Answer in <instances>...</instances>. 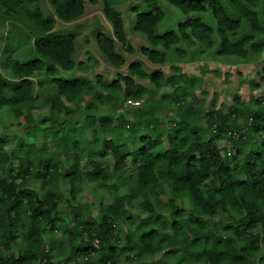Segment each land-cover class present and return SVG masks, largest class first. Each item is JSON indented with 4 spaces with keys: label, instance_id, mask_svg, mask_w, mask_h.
Listing matches in <instances>:
<instances>
[{
    "label": "trees",
    "instance_id": "trees-1",
    "mask_svg": "<svg viewBox=\"0 0 264 264\" xmlns=\"http://www.w3.org/2000/svg\"><path fill=\"white\" fill-rule=\"evenodd\" d=\"M87 1L94 4L99 0ZM166 1L185 17L175 29L162 33L156 31L165 15L158 0H142L146 8L142 12L132 7L136 10L133 30L144 33L151 46H142L140 51L151 63L160 65L166 61V54L157 50V46L167 50L180 40L211 49L214 32L218 39L216 56L246 59L250 54H261L264 61L263 41H255L252 34L237 38L241 19L248 22L251 31L264 35V24L254 10L257 0H229L238 11L239 17L235 18L228 15L221 0ZM49 3L57 17L67 22L78 19L85 11V0H49ZM18 10L47 33L33 42L39 55L63 70L77 66L73 59L75 35L49 33L55 21L43 16L40 0H0L2 14L11 17ZM102 12L111 26L112 37L98 31L96 45L109 64L122 66L125 58L117 52L116 42L125 52H132L123 18L110 0H102ZM202 14L212 16L215 29L200 17ZM5 65L4 71L14 82H7L0 71V108L15 107V114H22L23 131L32 136L40 129L31 125L33 118L29 111L18 106L35 100L31 77L43 69V61L36 58L20 62L8 58ZM56 67L49 69L56 91L46 99L52 124L57 126L52 131L54 149L47 152L28 144L8 151L4 135H0V250H10V243L20 227L25 231L21 254L0 253V264H35L36 261L52 264L42 240L45 230H60L67 237L74 264H117L125 253L131 255L129 258L134 264H145L144 255L158 251H165V256L175 259L176 264H264V251L261 252L264 242V97L258 96L245 104L240 96L234 95L227 113L221 106H214L213 99L210 104L213 108L202 112L199 105L183 99V95L190 93L188 88L193 90L194 84L200 86L198 79L189 78L185 73L165 78L162 71L147 72L141 63L134 61L128 66L129 75H117L110 83L99 76L96 78L97 84L108 91L91 98L82 107L83 127L90 131L87 139L83 130L79 129L76 134L77 129L67 117L79 106L74 101L82 93L92 91L93 85L86 78L56 77ZM261 72L264 73V66ZM132 75L149 79L156 88L162 83L172 87L169 95H162L155 102L156 105H175L177 119L172 126L163 128L158 117L150 116L149 107L135 111L136 115H143L141 125L125 117L123 111L108 116L95 113V104L107 103L116 111L127 99L142 98L145 88L136 84ZM259 80L249 83L250 90H257L260 82L264 84V74H259ZM191 96L194 98L192 92ZM199 115L205 119L206 130L211 132L209 136L203 135L195 122ZM123 128L128 135L122 134ZM142 128L149 133L141 135ZM224 139L228 146L222 143ZM60 155L64 161L59 160ZM106 155L111 156L110 166L101 162L100 158ZM11 158L17 160L16 168L8 166ZM128 158L132 159L134 171L120 178L121 185H128L127 194L116 196L110 204L100 205L97 217H85L79 205L69 206L70 220L56 216L60 200L57 177L63 171H66L63 178L68 181L69 194L74 198L82 177L90 182L108 180L114 172L124 171ZM82 161L86 163V170L82 169ZM33 169L44 171L39 175L40 193L25 183V175ZM165 185L173 195L168 201L170 220L151 203V198L158 197ZM136 198L141 199L148 213L127 233L125 245L113 246L110 240L114 223L127 214L126 201ZM176 198L188 200L190 210L186 215L175 203ZM220 213L231 221L221 228V221L212 224L208 221ZM50 246L56 245L51 241ZM162 260L155 264H161Z\"/></svg>",
    "mask_w": 264,
    "mask_h": 264
},
{
    "label": "rangeland",
    "instance_id": "rangeland-1",
    "mask_svg": "<svg viewBox=\"0 0 264 264\" xmlns=\"http://www.w3.org/2000/svg\"><path fill=\"white\" fill-rule=\"evenodd\" d=\"M158 1L165 12V15L161 22L156 26L157 33L175 29L177 24L182 21L185 16L178 8L168 1ZM257 1H259V6H256L255 10L258 13L260 21L264 24L262 0ZM110 2L112 6L121 13L126 37L132 46V52L127 53L124 48L116 42L117 52L122 54L125 58L124 64L119 67L112 66L105 60L95 42V35L98 31H102L109 37H112L111 26L102 12V0H99L94 4L88 3V1L85 0V14L79 20L73 22L59 19L51 7L49 0H40L43 16L45 18H53L55 21L54 28L49 33H72L75 35V52L73 54V59L77 66L72 70H63L56 67L54 62L43 58L35 51L33 42L47 33L41 30L39 26L35 25L22 10H18L16 14L11 17L0 12V71L3 78L10 84L14 82V80L9 78L4 71V67L6 66L5 63L8 58H15L20 62H27L39 58L44 64L43 69L35 72L31 77L35 100L18 106L22 108L23 111H29L33 118V123H31V125H37L40 130L36 131L32 136L26 135L21 126L24 123L22 114L16 115L14 111L15 107L0 108V135H4V146L8 151L16 149L19 145L24 146L28 144H32L35 148L47 152L54 149L55 146L52 131L57 129V126L52 124L53 117L50 116L49 106L46 103V99L56 91V86L53 83L54 76L49 72V69L54 67L57 69L56 77L66 79L77 77L86 78L90 80L93 85L92 91L82 93L74 101L75 103L73 102L75 105L78 104L79 106L75 107L76 111L67 117V119L71 121L72 126L77 129L76 134H79L78 132L83 130L87 139H89L90 131L88 128L83 127L84 115L82 107L89 103L91 98L95 96H103L108 91L97 84L96 78L99 76L106 83H110L117 75H129L128 66L134 61L141 63L147 72H153L156 70L162 71L165 78L171 75H178L179 73L186 74V72H188L189 78L198 79L200 86L194 84L193 90L188 88L190 93L183 95V99L184 101H192L195 106L199 105L202 112L211 110L213 108L210 105L211 101L215 99L214 106H221L220 109L224 113H227L233 105V96L236 95V91H240V98H242V101L245 104H248L252 99H255L258 96L264 97V84L261 82L260 87L256 92L249 90V83L251 81L259 82V74H264L261 72V68L264 65L261 54H250L246 59L235 58L233 56L219 57L211 55L210 53L202 54V56H200L198 53L200 48L197 49L194 47L195 45H189L186 41L180 40L182 43L178 44V46L181 48L170 47L166 50L167 54L164 64L159 65L151 63L140 51L142 46L151 47L147 41L146 35L142 32L133 30L136 10L132 9V7H138V12L145 11L146 8L144 7L142 0H110ZM221 3L230 17H239L237 9L229 2V0H221ZM202 16L207 23L215 28V21L210 14H208V16L202 14ZM242 21L241 28L237 33L238 37H241L242 34L246 35L247 32V34H253L255 41L264 42V35L254 33L249 28L248 22L244 19H242ZM214 36L216 40L217 36L215 32ZM182 48L187 51H184ZM176 49H178V51ZM180 51H183L184 54H181ZM206 74L208 75L206 76ZM132 77L136 84L142 85L145 88L142 98L137 100L139 102L138 105H128L124 103L121 108L112 111L110 105L107 103L101 105L95 104V113L99 116H108L112 113L116 114L123 111L125 117L134 121L138 125H141L144 119L143 115H136L135 111L139 108L146 109L149 107L150 116L158 117L163 123V128L172 126L177 119L175 105L173 103L155 104L162 95H169L172 91V87L167 83H162L160 87L156 88L147 78L143 79L137 75H132ZM187 87L190 86L188 85ZM242 88L244 89L241 90ZM191 92L194 94V98L191 96ZM196 118L198 121L195 120V122L200 125L201 133L205 136H209L211 132L210 130H206L205 119L201 115ZM139 133L141 135H147L149 132L148 129L142 128ZM122 134L126 136L128 135V131L123 128ZM162 140L164 146H166L167 140L165 136ZM222 143L228 146L226 139H224ZM100 159L105 166H110L112 164L110 155H106ZM59 160L64 161L62 155L59 156ZM126 163L127 164L122 173L114 172L113 176L108 180L90 182L86 180L85 177H82L74 198L69 194L68 181L63 178L66 171H63V174L57 177L59 182L58 189L60 200L58 203L59 212L56 216L63 219L67 217V219L70 220L69 206L79 205L85 217L87 215L97 217V210L100 208V205L110 204L116 196L127 194L128 185H121L120 178H126L132 173L134 171V164L131 158H128ZM8 166L16 168L17 160L11 158ZM82 167L83 170L87 169L84 161H82ZM43 173L44 171L41 169L30 170L29 173L25 175L26 186L33 188L40 193L41 182L39 175ZM2 175H4L3 172ZM17 181H20V179ZM115 185H117L116 188ZM172 197L173 195L169 188L165 185L163 192L158 197L151 198V203L158 206L156 209H158L168 220L171 219L168 201ZM174 200L186 215L190 210L188 200H181L180 198ZM140 201V198L126 201L125 209L127 214L114 223L113 236L110 240L113 246L125 245L127 233L135 227L141 218L147 215L148 212ZM205 219H207V217H205ZM208 221L211 224L213 222L221 221L222 225L220 228L224 224L231 222L230 219L222 213L217 214L210 219L208 218ZM24 237L25 231L20 227L15 234V240L10 243V250L2 249L0 250V253L5 256L10 252L15 253V255L18 253L21 254L22 248L20 244L24 240ZM42 240L45 248L49 251L52 257V264H74V260L70 255V244L67 237L63 236L60 230H45L44 233H42ZM51 241L56 245L54 248L50 246ZM95 243L96 240L94 245ZM59 245L62 247L60 248ZM262 251H264V242L261 244V252ZM165 253V251H158L151 255H144L142 259L145 264H155V261L159 259L164 260V262L162 260L161 264H176V260L166 257ZM129 256L131 258L129 253L121 255L117 264H134ZM38 263L39 261L35 262V264Z\"/></svg>",
    "mask_w": 264,
    "mask_h": 264
},
{
    "label": "crops",
    "instance_id": "crops-1",
    "mask_svg": "<svg viewBox=\"0 0 264 264\" xmlns=\"http://www.w3.org/2000/svg\"><path fill=\"white\" fill-rule=\"evenodd\" d=\"M257 7L259 6V1H257ZM135 8H137L138 9V7H135ZM254 10H255V8H254ZM139 11V10H138ZM256 11V10H255ZM85 12H86V4H85V11H84V14H85ZM227 12V11H226ZM257 12V11H256ZM83 14V15H84ZM83 15L81 16V17H79L78 19H76V20H73V21H77V20H79L80 18H82L83 17ZM196 15V14H195ZM206 16H208V14H205ZM122 16V15H121ZM200 17H202L203 18V16L202 15H200ZM73 21H71V22H73ZM207 22V21H206ZM124 23V22H123ZM242 23H243V21H242V19H241V25H242ZM55 24V23H54ZM209 24V23H208ZM210 25V24H209ZM211 26V25H210ZM213 27V26H212ZM214 28V27H213ZM215 29V28H214ZM240 30V29H239ZM167 31V30H166ZM102 32V31H101ZM238 33V32H237ZM249 33V32H248ZM246 34H247V32H246ZM249 34H252V33H249ZM244 34H242L241 36H243ZM253 35V34H252ZM237 38H239L238 36H237ZM212 41H213V46H212V48L211 49H203L198 43H196V42H194V44H193V46L195 47V48H197V49H199V51H198V53H199V55L200 56H202V54H208V53H210L211 55H214V56H216L215 55V51H216V49H217V46H218V40L216 39L215 40V36H214V34L212 35ZM180 43H182L181 41L180 42H178L176 45H173V46H171V47H174V48H176V47H179L178 46V44H180ZM187 43V42H186ZM190 45V44H189ZM179 48H181V47H179ZM156 49L157 50H159V51H161V52H164L165 54H167V52H166V50L165 49H163L161 46H157L156 47ZM183 49V48H182ZM184 51H187L186 49H183ZM202 50V51H201ZM190 53V52H189ZM210 55V56H211ZM230 57H232V56H230ZM222 58V57H221ZM236 58V57H235ZM264 66V65H263ZM262 66V67H263ZM186 74L188 75V72H186ZM208 74H206V76H207ZM210 75V74H209ZM205 76V77H206ZM257 82V81H256ZM246 85V84H245ZM248 86V85H247ZM244 88H242L241 90H243ZM250 90V89H249ZM252 91V90H251ZM257 90H254L253 92H256ZM236 93V95H238V96H240V91H236L235 92ZM241 101H242V98H241Z\"/></svg>",
    "mask_w": 264,
    "mask_h": 264
},
{
    "label": "built area",
    "instance_id": "built-area-1",
    "mask_svg": "<svg viewBox=\"0 0 264 264\" xmlns=\"http://www.w3.org/2000/svg\"><path fill=\"white\" fill-rule=\"evenodd\" d=\"M125 103L128 104V105H138L139 104L138 101H135V100H132V99H127Z\"/></svg>",
    "mask_w": 264,
    "mask_h": 264
}]
</instances>
